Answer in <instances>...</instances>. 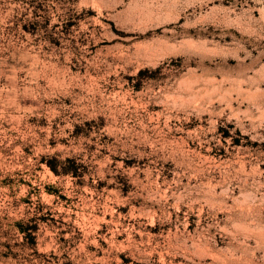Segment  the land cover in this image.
I'll return each instance as SVG.
<instances>
[{
	"label": "rangeland",
	"instance_id": "1",
	"mask_svg": "<svg viewBox=\"0 0 264 264\" xmlns=\"http://www.w3.org/2000/svg\"><path fill=\"white\" fill-rule=\"evenodd\" d=\"M0 264H264V0H0Z\"/></svg>",
	"mask_w": 264,
	"mask_h": 264
},
{
	"label": "clouds",
	"instance_id": "2",
	"mask_svg": "<svg viewBox=\"0 0 264 264\" xmlns=\"http://www.w3.org/2000/svg\"><path fill=\"white\" fill-rule=\"evenodd\" d=\"M6 238L3 237L2 235H0V242H3ZM0 250H3V249H0Z\"/></svg>",
	"mask_w": 264,
	"mask_h": 264
}]
</instances>
